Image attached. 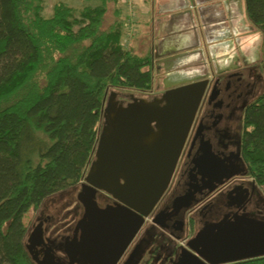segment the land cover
Instances as JSON below:
<instances>
[{
    "label": "trees",
    "instance_id": "trees-1",
    "mask_svg": "<svg viewBox=\"0 0 264 264\" xmlns=\"http://www.w3.org/2000/svg\"><path fill=\"white\" fill-rule=\"evenodd\" d=\"M81 1L57 0L45 16L44 0H0V264H34L23 217L83 178L107 90H152L151 53L124 44L122 0ZM243 1L262 36L263 87L243 110L240 155L263 192L264 0ZM227 264H264V256Z\"/></svg>",
    "mask_w": 264,
    "mask_h": 264
},
{
    "label": "water",
    "instance_id": "water-1",
    "mask_svg": "<svg viewBox=\"0 0 264 264\" xmlns=\"http://www.w3.org/2000/svg\"><path fill=\"white\" fill-rule=\"evenodd\" d=\"M164 10L174 12L171 18L181 23L183 40L161 49L163 40H172L167 29L168 36L153 45L156 75L164 64L165 91L150 100L130 95L126 106L115 91L106 92L94 159L77 192L84 214L73 237L62 242L45 239L40 224L27 232L23 244L34 264H134L137 245L123 257L169 183L200 86L214 75L236 70L238 61L249 66L261 58L262 36L247 34L253 26L247 25L243 0H169ZM112 142L113 152L107 150ZM149 145L151 154L145 149ZM236 174H246L244 164ZM245 183L250 189L233 188L218 200L219 206L203 204L199 211L207 212L172 264H227L264 256V218L248 210L256 185ZM220 184H195L204 192L189 206ZM98 190L111 195L110 205H96ZM152 222L159 224L158 214Z\"/></svg>",
    "mask_w": 264,
    "mask_h": 264
},
{
    "label": "flooded vegetation",
    "instance_id": "flooded-vegetation-1",
    "mask_svg": "<svg viewBox=\"0 0 264 264\" xmlns=\"http://www.w3.org/2000/svg\"><path fill=\"white\" fill-rule=\"evenodd\" d=\"M252 64L243 66L241 61H238L239 67L236 70L214 75L208 83L200 86L199 95L190 110V120L169 183L155 203L152 215L145 219L143 228L137 232L123 260L129 257L136 245L138 250L143 242L145 247L141 255L144 256L147 253L145 264H153L155 261H159V264H169L176 248L173 236L190 235V218H193L192 229L195 230V221L199 218V210L203 204L211 199L213 205L219 206V201L213 202L214 198L228 197L233 188L244 187L242 179L247 178L246 174L240 176L236 173L243 170L240 155L243 110L259 93L255 92L258 85L253 80ZM164 91L163 89L157 93L158 95H152L150 99L160 96ZM118 95L122 97L120 104L123 106L131 101L130 95ZM237 116L239 130L235 134L233 125ZM97 141L87 169L94 159ZM115 146L112 142L107 150L116 151ZM145 149L151 154L153 147L149 145ZM82 181L83 178L69 189L66 199L60 203V207L55 208V215L48 211L46 204L43 206L44 213L40 216V220H45L43 223L45 230L48 227L54 228L51 235L55 232L53 238L56 242L72 238L75 224L84 214L83 201L77 198V192L81 189L79 184ZM221 181L222 184L207 197L189 206L191 202L203 195L204 190L200 188L201 186L214 185ZM195 184L200 187H196ZM245 185L250 189L249 184L245 183ZM190 193L192 195L186 197ZM94 197L99 207L112 203L111 195L104 190H98ZM43 204L44 201L40 207ZM252 206L253 196L248 209L253 208ZM156 214H158L159 224L152 222ZM65 217L69 218L66 226L61 223ZM153 244L156 247L154 249H152Z\"/></svg>",
    "mask_w": 264,
    "mask_h": 264
},
{
    "label": "rangeland",
    "instance_id": "rangeland-1",
    "mask_svg": "<svg viewBox=\"0 0 264 264\" xmlns=\"http://www.w3.org/2000/svg\"><path fill=\"white\" fill-rule=\"evenodd\" d=\"M55 1H57V0H44V11H43V14L45 16H48V15L51 14V7H52V5H53V3ZM66 1L71 6L77 7V8H79V7H81L83 5V2L81 0H66ZM256 32L257 31L253 27V30L251 32L247 33V34H255ZM260 54L262 55V42H261V45H260ZM260 59H259V61L254 62V64H252V66H251L252 69H253V80L258 85L257 88H256V91H255L256 93L260 92L261 89H262V86H263V80H262V72H263V70H262V66H261V63H260ZM160 73H162V72H159L157 75L156 74L154 75L153 86H152V90L150 92H137V91H130V90L110 89V90H107V94H108L109 91H115L117 94H120V95H123V94H125V95H133V96H135L137 98H143V99L149 100L152 95H155L158 92H160L163 89H165V84H166L165 83V76L163 74H160ZM117 100H119V101L122 100V97H120L118 95L117 96ZM233 128H234L233 131L235 132V134H237L238 133L237 131L239 130V118H238V116L236 117V121H235V123L233 125ZM85 173H86V170H85ZM85 173H84V175H85ZM242 181H250V179L246 178V179H242ZM243 188L246 189L247 187H243ZM69 189H67L65 191H62V192H60L58 194H55L53 196L48 197L47 199L44 200V204L41 207H39L38 209L31 208L25 213V215L23 217V221H24V223L26 224V226L28 228L27 232L31 231L35 226L40 224L41 228H43V231H44V234H43L44 238L45 239H49V240H54L55 243H58L53 238V236H55V232H54V235L53 234L51 235V233L54 231V228L51 229L50 227H48V229L45 230L44 226H43V223H44L45 220H40V216H43V213H44L43 212V206L45 204H46V207H48V211L51 214H54L55 213V208L60 207V203L63 200L66 199L65 196H66V193L69 191ZM262 189H263V192L261 190H259V188L256 186L254 192L252 193V196H253V206L252 207L253 208H250L248 210H249V214L250 215L259 216L261 218H264V187ZM221 198H214L213 202L216 203ZM207 202H211V199L208 200ZM205 212H207V211L206 210L200 211V214L198 215L199 218L196 219V221H195L196 225L198 223V220L202 219L201 215L204 214ZM45 214H44V216H45ZM206 215H205V217H206ZM81 217L78 220H80ZM68 221H69V218L65 217V219L61 223H63L64 226H66L68 224ZM193 232H194V230L193 231L190 230V235L186 234L185 236L184 235H179L177 237L173 236V238H174L173 241L176 244V248H175V250L172 253V259H171V262L169 264H172L176 260L175 257L177 256V252H178L179 247L185 245V241L193 234ZM144 244L145 243H143V242L141 243L140 248L138 249V252L136 253V257L133 260L134 264H145L144 260H145V257H147V255H146L147 253L144 254V256L141 255L142 251H143V248L145 247ZM154 248H156L155 244L152 245V249H154ZM150 262L152 263V260H150ZM153 264H159V261H155Z\"/></svg>",
    "mask_w": 264,
    "mask_h": 264
},
{
    "label": "crops",
    "instance_id": "crops-1",
    "mask_svg": "<svg viewBox=\"0 0 264 264\" xmlns=\"http://www.w3.org/2000/svg\"><path fill=\"white\" fill-rule=\"evenodd\" d=\"M121 5L122 16L127 22L124 44L136 54L145 55L150 52L153 61V45L156 40L159 42L168 36L167 29L172 31V40H163L161 49L166 50L183 43L181 23L171 18L174 12L164 10L169 7V0H127ZM247 24L251 25L248 21ZM159 66L163 73L164 64L160 63Z\"/></svg>",
    "mask_w": 264,
    "mask_h": 264
},
{
    "label": "built area",
    "instance_id": "built-area-1",
    "mask_svg": "<svg viewBox=\"0 0 264 264\" xmlns=\"http://www.w3.org/2000/svg\"><path fill=\"white\" fill-rule=\"evenodd\" d=\"M122 2H127V0H122Z\"/></svg>",
    "mask_w": 264,
    "mask_h": 264
}]
</instances>
